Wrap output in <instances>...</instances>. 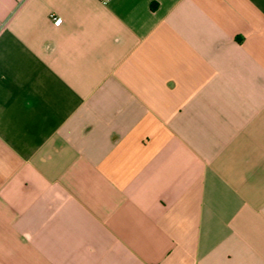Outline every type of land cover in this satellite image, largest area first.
<instances>
[{
	"label": "crops",
	"instance_id": "obj_1",
	"mask_svg": "<svg viewBox=\"0 0 264 264\" xmlns=\"http://www.w3.org/2000/svg\"><path fill=\"white\" fill-rule=\"evenodd\" d=\"M0 264H264V0H0Z\"/></svg>",
	"mask_w": 264,
	"mask_h": 264
},
{
	"label": "built area",
	"instance_id": "obj_2",
	"mask_svg": "<svg viewBox=\"0 0 264 264\" xmlns=\"http://www.w3.org/2000/svg\"><path fill=\"white\" fill-rule=\"evenodd\" d=\"M102 4L104 5H108L112 0H99ZM61 20L60 19H56V24H60Z\"/></svg>",
	"mask_w": 264,
	"mask_h": 264
}]
</instances>
